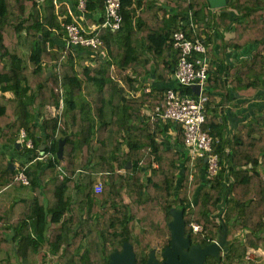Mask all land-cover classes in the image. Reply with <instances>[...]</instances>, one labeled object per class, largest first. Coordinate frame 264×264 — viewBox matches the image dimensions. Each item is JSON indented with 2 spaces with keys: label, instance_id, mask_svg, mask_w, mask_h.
<instances>
[{
  "label": "trees",
  "instance_id": "obj_1",
  "mask_svg": "<svg viewBox=\"0 0 264 264\" xmlns=\"http://www.w3.org/2000/svg\"><path fill=\"white\" fill-rule=\"evenodd\" d=\"M86 2L85 24L101 22L104 0ZM68 3L77 12L78 0H0V190L32 191L0 197V264H109L124 242L147 264L171 242L174 208L192 244L226 230L227 249L206 264H261L249 251L264 248V106L232 136L220 114L231 87L245 102L264 96V0L217 10L208 0H121L120 28L98 29L97 49L65 47L62 23L76 22ZM180 28L205 43L208 57L250 49L222 71L209 62L203 127L218 140L215 175L202 158L193 165L180 124L148 113L166 108L167 89L195 96L173 77Z\"/></svg>",
  "mask_w": 264,
  "mask_h": 264
},
{
  "label": "built area",
  "instance_id": "obj_2",
  "mask_svg": "<svg viewBox=\"0 0 264 264\" xmlns=\"http://www.w3.org/2000/svg\"><path fill=\"white\" fill-rule=\"evenodd\" d=\"M105 10L104 18L101 22L92 25H86L84 20L87 13L86 0H78L77 16L75 23H62L65 27L66 37L65 47H87L97 49L102 44V39L97 35L100 28H110L116 30L120 28L121 23V0H104ZM188 29L195 31L196 23L193 21L192 15L187 19ZM173 46L181 51V58L174 72V79L183 86L199 85V94L195 96L182 95L174 89L166 90V108L162 109L157 106L153 111L148 112L152 119L161 121L173 120L180 124L183 128L184 142L183 148L193 161L202 158L207 163V172L215 175L220 166V156L214 151V143L218 142L208 129H204L206 122V111L208 97L205 95L206 83L209 77V62L207 55L208 48L201 39L190 38L186 31L177 30L173 34ZM146 92L151 91V86L145 87ZM21 139L26 137L25 130L20 132ZM28 147H32L33 143L30 139L26 141ZM17 181H21L23 185L29 184V179L25 171H19L16 176ZM102 182L98 181L95 185V191H102ZM194 232L202 230V226L198 223H191ZM217 242V241H215Z\"/></svg>",
  "mask_w": 264,
  "mask_h": 264
},
{
  "label": "water",
  "instance_id": "obj_3",
  "mask_svg": "<svg viewBox=\"0 0 264 264\" xmlns=\"http://www.w3.org/2000/svg\"><path fill=\"white\" fill-rule=\"evenodd\" d=\"M210 8L217 10L226 5L228 0H208ZM194 92L199 94L200 86H192ZM65 140L60 141L57 155L63 158ZM20 146V144H18ZM131 163H128V166ZM9 167L14 169V165L9 163ZM172 220L169 223L171 232V242L162 251L163 261L157 258V250H152L149 253L147 264H206V258L209 255H218L220 250L227 249L226 230L221 239L217 242H212L209 245L202 246L200 244H192L191 239L185 233L186 222L184 212L180 209H172ZM109 264H138L137 256L134 247L129 242H124L121 251H115L110 255Z\"/></svg>",
  "mask_w": 264,
  "mask_h": 264
},
{
  "label": "crops",
  "instance_id": "obj_4",
  "mask_svg": "<svg viewBox=\"0 0 264 264\" xmlns=\"http://www.w3.org/2000/svg\"><path fill=\"white\" fill-rule=\"evenodd\" d=\"M68 5L70 6L69 3ZM70 8H71V13L74 14L75 18L79 19V16H77V12H75V9L72 6H70ZM249 50L250 49H247V52ZM238 53L239 52L229 51L227 54H223L219 50H216L215 56L209 57V59L210 62L214 64L217 70L222 71L224 69L225 64L230 63L233 65L238 61L249 57V52L248 53L245 52L244 55H241L240 57L242 59L239 60L238 59L239 57H236ZM228 97H229V102L226 105V108L221 112L220 118H221V122L225 123L227 127L228 130L227 135L232 136L240 124L245 123L248 119L252 118L255 115V111H260L259 108L261 106H264V102L262 103V99H264V96L263 97L255 96L252 100H248L247 102H245L246 100L240 97L238 93L235 91V89L231 87ZM173 136H175V133H173ZM18 193L19 192L16 189L13 190V186H9L2 189V191L0 192V197L8 201L13 200L14 198L24 197L20 195L17 196ZM254 252L256 251L255 250L249 251V255L253 259H255Z\"/></svg>",
  "mask_w": 264,
  "mask_h": 264
},
{
  "label": "rangeland",
  "instance_id": "obj_5",
  "mask_svg": "<svg viewBox=\"0 0 264 264\" xmlns=\"http://www.w3.org/2000/svg\"><path fill=\"white\" fill-rule=\"evenodd\" d=\"M248 53L247 51L243 50V51H240L238 53V55L236 57H239L238 59H242L240 58L241 55H244V53ZM248 58V57H247ZM243 60V59H242ZM122 78V77H121ZM264 102V99H262V103ZM258 104V103H257ZM261 104V103H260ZM259 104V105H260ZM255 105V104H254ZM258 106V105H256ZM56 112V111H55ZM54 112V113H55ZM3 189V188H2ZM2 189L0 190V192L2 191ZM17 190L19 193L17 194V196H24V197H30L31 196V189L30 187H17V186H13V190ZM159 252V251H158ZM160 253V252H159ZM162 253V252H161ZM252 255V254H251ZM250 256V255H249ZM253 256V255H252ZM254 257L255 259L259 260V262H261V264H264V248H261L259 250H256V252H254Z\"/></svg>",
  "mask_w": 264,
  "mask_h": 264
},
{
  "label": "flooded vegetation",
  "instance_id": "obj_6",
  "mask_svg": "<svg viewBox=\"0 0 264 264\" xmlns=\"http://www.w3.org/2000/svg\"><path fill=\"white\" fill-rule=\"evenodd\" d=\"M157 258H158V260L159 261H163L164 260V258L162 257V253H157Z\"/></svg>",
  "mask_w": 264,
  "mask_h": 264
}]
</instances>
